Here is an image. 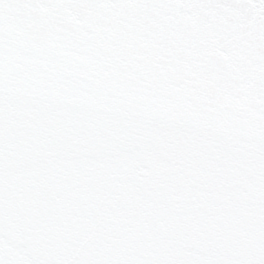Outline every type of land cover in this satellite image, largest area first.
<instances>
[{
	"label": "snow or ice",
	"instance_id": "snow-or-ice-1",
	"mask_svg": "<svg viewBox=\"0 0 264 264\" xmlns=\"http://www.w3.org/2000/svg\"><path fill=\"white\" fill-rule=\"evenodd\" d=\"M0 264H264V0H0Z\"/></svg>",
	"mask_w": 264,
	"mask_h": 264
}]
</instances>
